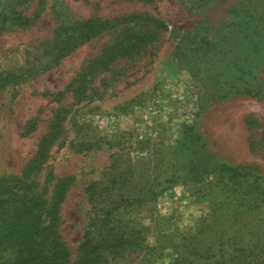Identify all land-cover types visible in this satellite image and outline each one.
<instances>
[{
  "label": "rangeland",
  "instance_id": "obj_1",
  "mask_svg": "<svg viewBox=\"0 0 264 264\" xmlns=\"http://www.w3.org/2000/svg\"><path fill=\"white\" fill-rule=\"evenodd\" d=\"M121 18L55 58L62 29ZM127 30L143 42L93 68ZM46 138L27 183L50 201L73 179L71 262L88 243L103 264H264V0H0V180Z\"/></svg>",
  "mask_w": 264,
  "mask_h": 264
},
{
  "label": "trees",
  "instance_id": "obj_2",
  "mask_svg": "<svg viewBox=\"0 0 264 264\" xmlns=\"http://www.w3.org/2000/svg\"><path fill=\"white\" fill-rule=\"evenodd\" d=\"M18 20L21 25H26L29 22L24 18ZM132 20V18L112 21L93 20L64 28L57 33V40H60V45L58 44L60 50L55 58H64L76 47L97 35L114 28L118 24ZM149 20L158 22L153 19ZM119 38L118 42L109 46L107 51L92 63L93 68L105 69L117 57L128 56L130 50L143 42V38L138 37L137 42L133 43L136 36L130 30L125 31ZM33 127L34 125H29L27 129L30 131ZM50 143V139L46 138L35 158L27 164L23 178L12 182L6 179L0 180V205L7 203L5 195L8 193L18 194L21 200L19 209L15 210L13 215H8L7 212L2 215L0 245L10 246L16 251L17 257L13 264H101L102 257H96L88 243L82 247L84 256L76 262H71L70 254L63 247L57 234L59 206L73 179L70 177L57 179L50 201H44L42 197L35 196L32 185L27 183L29 176L39 170L44 163L46 149ZM17 190L22 191V194L20 195ZM7 215L8 217L4 218Z\"/></svg>",
  "mask_w": 264,
  "mask_h": 264
}]
</instances>
